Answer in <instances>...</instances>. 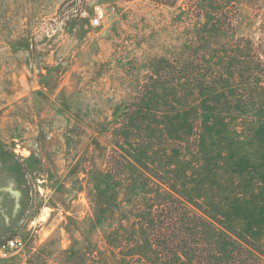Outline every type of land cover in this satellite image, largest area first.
<instances>
[{"label":"rangeland","instance_id":"rangeland-1","mask_svg":"<svg viewBox=\"0 0 264 264\" xmlns=\"http://www.w3.org/2000/svg\"><path fill=\"white\" fill-rule=\"evenodd\" d=\"M256 7L0 0V244L22 243L0 264L150 263L141 211L178 190L264 264V105L257 119L227 103V63H190L217 9L235 13V38L256 43Z\"/></svg>","mask_w":264,"mask_h":264},{"label":"trees","instance_id":"trees-1","mask_svg":"<svg viewBox=\"0 0 264 264\" xmlns=\"http://www.w3.org/2000/svg\"><path fill=\"white\" fill-rule=\"evenodd\" d=\"M148 1L157 5L174 6L179 0ZM199 3L202 4L203 0H199ZM252 3L258 6L255 17L260 22L261 35L256 43L235 38V13L230 9H217L212 13L213 21L204 24L206 31L198 32L199 48L195 52L196 59L190 63L196 62V65L205 68V58L210 57H216L214 65L220 64L219 62L227 63L231 69L230 79L226 83L230 93L227 103L236 107H251L258 112L255 118L259 119L264 105V0H251ZM217 32L224 37L232 33V38L228 39L230 44L214 47L211 36ZM225 55L234 57L227 59ZM188 66L192 65L187 64ZM219 79L223 80V77L220 76ZM117 160V163L109 166L115 176L122 175L125 170V163ZM176 194L178 198L188 202L186 194L183 195L179 190ZM165 196L168 197L167 200L156 206L146 205L141 211V222L149 232L153 258L150 263L137 259V264H188L192 261L196 264H219L226 258L233 264L237 261L236 258L238 264L243 261L258 264L257 258L249 257L246 250L235 241L237 239L245 243V237L236 233L226 221L201 205L196 206L201 212L199 214L177 197H170L168 194Z\"/></svg>","mask_w":264,"mask_h":264},{"label":"built area","instance_id":"built-area-1","mask_svg":"<svg viewBox=\"0 0 264 264\" xmlns=\"http://www.w3.org/2000/svg\"><path fill=\"white\" fill-rule=\"evenodd\" d=\"M94 24H97L96 20L94 21ZM21 247L22 243L17 239L6 240L4 243L0 244V258H7L11 252L18 250Z\"/></svg>","mask_w":264,"mask_h":264}]
</instances>
